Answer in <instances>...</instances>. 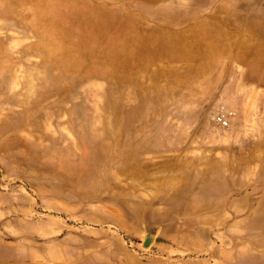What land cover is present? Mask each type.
<instances>
[{"label": "rangeland", "instance_id": "rangeland-1", "mask_svg": "<svg viewBox=\"0 0 264 264\" xmlns=\"http://www.w3.org/2000/svg\"><path fill=\"white\" fill-rule=\"evenodd\" d=\"M0 264H264V0H0Z\"/></svg>", "mask_w": 264, "mask_h": 264}, {"label": "built area", "instance_id": "built-area-1", "mask_svg": "<svg viewBox=\"0 0 264 264\" xmlns=\"http://www.w3.org/2000/svg\"><path fill=\"white\" fill-rule=\"evenodd\" d=\"M214 120L216 123H218L220 126H223V127H225L228 124L226 120V116L222 112L216 113L214 116Z\"/></svg>", "mask_w": 264, "mask_h": 264}, {"label": "water", "instance_id": "water-1", "mask_svg": "<svg viewBox=\"0 0 264 264\" xmlns=\"http://www.w3.org/2000/svg\"><path fill=\"white\" fill-rule=\"evenodd\" d=\"M149 241H150V238H146V239L144 240V244L147 245V244L149 243Z\"/></svg>", "mask_w": 264, "mask_h": 264}, {"label": "bare ground", "instance_id": "bare-ground-1", "mask_svg": "<svg viewBox=\"0 0 264 264\" xmlns=\"http://www.w3.org/2000/svg\"><path fill=\"white\" fill-rule=\"evenodd\" d=\"M40 11L42 12V8L40 7ZM141 15V14H140ZM45 23H47V18L44 20ZM46 25V24H45Z\"/></svg>", "mask_w": 264, "mask_h": 264}]
</instances>
